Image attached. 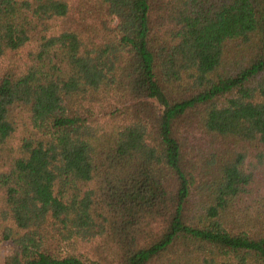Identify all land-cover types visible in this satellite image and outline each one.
<instances>
[{
  "label": "trees",
  "instance_id": "1",
  "mask_svg": "<svg viewBox=\"0 0 264 264\" xmlns=\"http://www.w3.org/2000/svg\"><path fill=\"white\" fill-rule=\"evenodd\" d=\"M2 264H264V0H0Z\"/></svg>",
  "mask_w": 264,
  "mask_h": 264
},
{
  "label": "rangeland",
  "instance_id": "2",
  "mask_svg": "<svg viewBox=\"0 0 264 264\" xmlns=\"http://www.w3.org/2000/svg\"><path fill=\"white\" fill-rule=\"evenodd\" d=\"M11 249H12V246L10 243L0 244V264H2V261L5 255L10 253Z\"/></svg>",
  "mask_w": 264,
  "mask_h": 264
}]
</instances>
